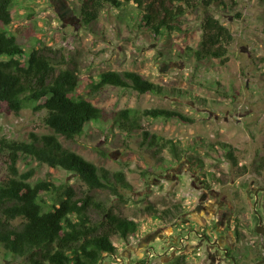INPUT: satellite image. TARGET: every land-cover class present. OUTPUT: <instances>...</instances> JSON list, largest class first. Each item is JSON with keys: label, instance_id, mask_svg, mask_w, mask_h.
I'll list each match as a JSON object with an SVG mask.
<instances>
[{"label": "rangeland", "instance_id": "rangeland-1", "mask_svg": "<svg viewBox=\"0 0 264 264\" xmlns=\"http://www.w3.org/2000/svg\"><path fill=\"white\" fill-rule=\"evenodd\" d=\"M138 11L133 4L122 9L106 6L98 21L86 24L80 0H14L15 23L10 30L26 51L52 49L59 61H65L61 67L77 68L82 81L110 70L134 71L164 87L162 95L106 87L90 98L109 115L128 108L138 113L167 108L196 121L140 118L142 127L151 136L157 135L161 145L165 141L180 144L185 153L181 162L173 159L168 147L150 146L142 130L127 133L108 121L94 122L71 141L60 136L66 148L111 173L123 172L132 185L122 191L125 200L109 190L92 192L109 208L140 225L138 235L128 240L114 237L117 255H106L100 264H214L213 254L204 252L205 246L187 248L200 237L183 226L191 224L200 235L207 225L211 232L217 227L213 219L220 217L221 208L228 218L238 219L240 247L253 249L263 243L255 232L258 221L250 194L253 181L264 187V169L257 172L264 158V0H238L227 8L201 4L187 11L181 31L159 38L151 29L140 27ZM209 13L234 35L226 65L188 54L189 47L199 48L202 23ZM47 115L30 105L19 115L1 114L0 181L9 175L11 157L1 141L32 142L33 133L53 134L45 125ZM230 152L238 165L228 158ZM191 156L200 157L203 168L197 169ZM17 167L20 172L36 170L32 183L53 181L88 190L75 173L39 164L25 154L20 155ZM168 209L173 213L167 221L158 218ZM187 235L186 260L176 258L179 242ZM174 243H178L175 250L171 249ZM149 244L156 254L153 258L143 250ZM0 264L29 263L0 244Z\"/></svg>", "mask_w": 264, "mask_h": 264}, {"label": "trees", "instance_id": "trees-1", "mask_svg": "<svg viewBox=\"0 0 264 264\" xmlns=\"http://www.w3.org/2000/svg\"><path fill=\"white\" fill-rule=\"evenodd\" d=\"M81 16L86 24L98 21L106 6L122 9L129 4L138 8L141 28L151 29L155 36L182 30L188 10L202 4L227 8L238 0H80ZM15 23L14 0H0V116L19 115L27 105L36 111H47L45 125L53 134H31L32 142L1 141L11 151L9 175L0 181V244L29 264H100L106 255H117L114 237L128 240L140 232L139 222L109 208L92 194L95 190H109L124 199L123 190L132 185L123 172L111 173L66 148L60 136L74 140L85 133L94 122H112L120 130L131 133L142 130L150 146L169 148L176 161L185 153L175 141H165L152 135L141 125L140 118L179 120L194 123L195 119L178 110L146 109L137 112L123 109L111 113L97 106L90 97L108 86L132 89L139 94L165 93L156 84L134 71H105L97 78L82 81L77 68H63L65 61L57 59V52L48 47H33L26 51L10 27ZM203 35L197 50L188 48L197 60L218 59L222 65L229 61V48L234 35L229 27L214 15L208 14L202 23ZM182 50V49H181ZM200 141V140H199ZM197 143V142H196ZM193 150V149H191ZM34 158L39 164L62 168L75 173L88 187L79 191L68 184L53 181L32 183L36 170L20 172V155ZM228 158L238 165L230 152ZM201 169L200 157H190ZM264 169V158L257 172ZM204 178V176H203ZM206 182V181H205ZM178 209L179 207H175ZM173 213L168 209L158 218L167 221ZM176 264H182L176 262Z\"/></svg>", "mask_w": 264, "mask_h": 264}, {"label": "flooded vegetation", "instance_id": "flooded-vegetation-1", "mask_svg": "<svg viewBox=\"0 0 264 264\" xmlns=\"http://www.w3.org/2000/svg\"><path fill=\"white\" fill-rule=\"evenodd\" d=\"M203 177V176H202ZM255 181L252 182L250 198L253 201V213L255 218L258 221L257 226L255 227V232L258 233V227L261 223L264 226V187L255 186ZM203 199H200L202 201ZM225 205V204H224ZM230 209L233 210L232 205H229ZM231 212V216H233ZM219 218L216 220L213 219L215 223H217L216 229H212L211 232H208L207 225H205V229H203V233H198V230L194 228L191 224L184 225L186 229L195 231L196 235L200 237L199 242L194 245L188 243L187 248L197 246L198 250H201V247L205 246L204 252L211 253L213 263L217 264H264V235H261L263 243L259 246L249 249L246 247L241 248L240 243L243 241L239 231L238 219L236 217H227V212H224V209L221 208L218 211ZM185 229V231H186ZM219 230V231H218ZM153 234H158L155 232ZM232 235L234 237H232ZM190 235H187L186 238H181L178 249L180 250V254H176V258H183L186 260L185 254L188 253L186 251V240ZM234 238V239H232ZM149 242V239L147 240ZM178 243H174L171 245V249L175 250L177 248ZM256 245V244H254ZM254 247V246H253ZM143 250L148 253L149 258H153L156 254L153 251L152 245L149 244L147 247H144ZM194 251V249H193ZM184 254V255H183ZM136 264H141V262H137Z\"/></svg>", "mask_w": 264, "mask_h": 264}, {"label": "water", "instance_id": "water-1", "mask_svg": "<svg viewBox=\"0 0 264 264\" xmlns=\"http://www.w3.org/2000/svg\"><path fill=\"white\" fill-rule=\"evenodd\" d=\"M262 224L263 223H261L260 226L258 227V233H260L261 235H264V226Z\"/></svg>", "mask_w": 264, "mask_h": 264}]
</instances>
